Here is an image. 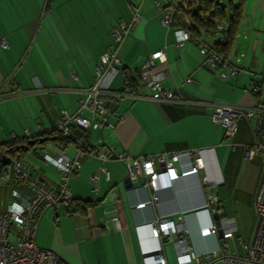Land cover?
<instances>
[{"label":"crops","instance_id":"obj_1","mask_svg":"<svg viewBox=\"0 0 264 264\" xmlns=\"http://www.w3.org/2000/svg\"><path fill=\"white\" fill-rule=\"evenodd\" d=\"M153 1L158 10V0H0V37L9 39L11 45L7 49L0 47L3 143L11 136L19 139L52 128L61 109L74 112L77 99L93 85L95 66L107 48L116 52L120 69H135L147 54L166 47V62L157 63L153 72L167 71L165 89L172 92V99H152V91L142 83L135 93L120 94L118 73L105 100L114 115L126 117L117 121L112 115L110 122L115 128L91 131L90 143L96 144L101 138L105 145L133 156L204 149V167L200 173L170 183L165 176H157L154 189L157 201L139 208L135 205L147 201L152 189L141 187L143 179L138 178L133 189L127 190L126 168L115 154L103 162L108 176L98 170L97 158L83 160L77 174L69 180L76 210L70 213L65 206L46 209L36 231L37 244L51 249L67 264H142V251L158 244L149 223L158 216L178 213L184 214L195 252L215 249L217 235L199 234L200 227L214 223L210 210L203 206L205 197L217 196L214 206L219 207L244 167H248L247 171L251 167V197L256 185L260 154L257 150L252 156L249 154L258 141L256 122L240 119L234 136L224 139L223 128L215 125L210 115L216 103L264 104L263 94L254 89L264 75V0H242V14L230 50L239 58L242 71L226 80L202 66V56L194 41H187L179 48L174 44L171 29L160 21L161 26L154 28ZM91 5L97 8L90 9ZM134 10L141 15L138 23L116 43L110 34L111 26L129 19ZM208 35L213 38V34ZM29 47L33 51L32 62L24 70L27 60L22 62L21 58ZM187 77L191 80L186 81ZM43 151L51 155L63 152L74 155L75 147L69 145L63 149L50 143ZM38 157L42 163L30 158L34 161H30L28 168L22 161L23 167L46 183L56 181L57 172L48 174L47 163L41 154ZM172 164L177 170L190 167L185 155ZM162 170L161 165H155V171ZM93 173L98 177L95 184L89 181ZM202 175L210 181L206 187L201 185ZM13 187V184L7 187L6 202ZM113 215L118 216L119 229ZM235 222L240 235L241 227L236 219ZM250 232L251 229L248 235L240 236L248 238ZM161 245L168 263L174 264L171 239L163 240Z\"/></svg>","mask_w":264,"mask_h":264},{"label":"built area","instance_id":"obj_2","mask_svg":"<svg viewBox=\"0 0 264 264\" xmlns=\"http://www.w3.org/2000/svg\"><path fill=\"white\" fill-rule=\"evenodd\" d=\"M223 4L225 16L216 21L219 32L213 34V38L205 33L196 23L195 15L199 19H209L210 11H195V5L191 0H165V4L156 3L159 9V21L162 25L171 29L175 38V46L183 47L185 42L194 41L202 56V66L217 73L222 80L230 76H236L242 71L239 58L233 54H224L218 51L214 43H224V35L230 26V5L227 0H217ZM141 15L134 10L131 17L111 26L110 34L116 43H119L138 23ZM177 21L178 25H172ZM224 30V33L220 32ZM10 40L0 37V47L7 49ZM167 60L166 47L155 50L145 56L141 62L139 76L142 84L152 91V99L167 101L172 99L171 91L165 89L167 71L153 72L157 63ZM120 59L116 52L107 48L101 55L100 61L94 69V83L84 91V95L77 99L76 110L69 113L61 109L55 119L54 126L46 131L56 130L61 135L70 139L74 138L72 128H78L86 133L104 128L114 129L115 124L110 122L114 115L108 108L105 96L110 93L112 79L118 74ZM72 77L77 78L72 72ZM190 77L186 81H190ZM264 94V75L259 84L254 87ZM203 103H209L203 101ZM117 121L123 120L125 114H115ZM212 122L223 128L224 139L234 136L238 121L247 119L254 121L258 127V141L250 148L249 154L257 150L260 154L261 164L256 185L252 194V206L254 211V223L250 236L243 238L237 234V225L233 217H220L217 223L199 228L202 237L217 235V247L212 250L197 253L194 251L189 239V229L186 225L184 214L175 216H158L149 223L151 235L158 244L155 248L142 251V264H169L162 253L161 242L171 239L174 249V264H264V104L255 103L251 106L240 104L216 103L210 115ZM28 133L27 130H25ZM43 132V131H42ZM14 136H11L13 138ZM2 139L0 138V144ZM204 149H187L184 152L156 153L149 155H130L125 150L117 151L116 148L107 146L101 138L96 144H91L87 151L81 147L75 149L74 155L65 152L59 155H51L43 151L42 160L52 166L58 179L46 183L37 176L32 175L23 167L22 161L10 155L12 183L14 187L10 191V197L5 207L0 211V264H67L51 249L41 247L36 242L38 221L42 213L48 209L56 210L60 206L71 209L70 202L74 199L70 190L69 180L74 177L81 168L82 161L95 157L100 161L99 171L108 176V170L103 162L109 156L115 154L124 164L127 175L134 182L138 178L143 179L140 184L143 188L152 189L149 199L139 202L135 207H143L146 204L155 203L158 196L156 188L157 176L163 175L168 183L191 174H198L204 167L202 153ZM185 155L189 159L190 167L177 170L172 161L179 162ZM159 164L162 171H155V165ZM98 177L95 173L89 176V181L95 184ZM201 185L210 184L207 176L200 177ZM96 190V188H94ZM218 202L215 195L205 197L203 206L213 214L217 212L214 205ZM115 227L120 228L117 215H113Z\"/></svg>","mask_w":264,"mask_h":264},{"label":"trees","instance_id":"obj_3","mask_svg":"<svg viewBox=\"0 0 264 264\" xmlns=\"http://www.w3.org/2000/svg\"><path fill=\"white\" fill-rule=\"evenodd\" d=\"M227 1L230 5V19H229L230 26L224 35L225 42L224 43H219V42L214 43L215 48L224 54L230 53L235 34L237 32L240 16L242 14V0H237L235 2L233 0H227ZM191 3L195 6L199 4L201 7V10L211 12V16L209 19L201 20L199 19V17L195 15L194 18L196 20L197 25L207 34L208 33L210 34L218 33L219 29L216 25V21L223 19L225 16L224 9L220 5V3L217 0H191ZM178 24L179 23L177 21H174L172 25H178ZM118 73H120L119 75H120V80H121L120 94L135 93L136 87L140 83H142L140 80V76H139V69L138 68L132 69L129 67H124L122 69L119 68ZM106 104L108 103L106 102ZM72 131L74 134V138L72 139L61 135L56 130H51L49 132L43 131L39 134L25 136L19 139H17L16 137H13V138H10L9 141H7L6 143L1 142L0 151L6 152L7 150H10L8 155L17 156L20 160H22V157L26 153H29V154L34 153L35 151V149H33L34 146H37V147L43 146L45 148V146L48 143L49 144L51 143L54 146L61 147L63 149L69 145H73L75 149L78 147H81L88 151L91 148L90 133H86L85 131L78 129V128H72ZM39 137H47V140L43 142L42 144L29 145V150H24V149L16 150V147H18L19 145L27 144L29 139H38ZM9 171L6 169L5 175H8V172H9L10 182L12 183L11 168ZM73 201L74 199L70 202L71 209L70 210L67 209L68 212L70 213L76 210L77 204L73 205Z\"/></svg>","mask_w":264,"mask_h":264},{"label":"rangeland","instance_id":"obj_4","mask_svg":"<svg viewBox=\"0 0 264 264\" xmlns=\"http://www.w3.org/2000/svg\"><path fill=\"white\" fill-rule=\"evenodd\" d=\"M158 1L160 2L161 5L164 4L163 0H158ZM154 3L155 1L152 2L153 11L155 14L152 17L151 22L154 23L155 25L154 28L157 29L161 26V24L159 23V9L157 10L155 8ZM93 6L97 8L96 5ZM93 6L91 5L89 6V8L93 9L94 8ZM22 54L23 53H21V56ZM32 57H33V51L32 48L29 47L27 54L25 53V55L21 58V60H23L22 62L27 60V62L24 64L25 65L24 70L30 65V62H32ZM262 98L264 101V94L262 95ZM47 145H49V143ZM40 154H41V150H35L34 153L25 156V159L21 161H23L24 166L26 168H28V164L30 163V161H34V159L38 161V163H42L41 159L38 157ZM30 158H34V159H30ZM10 166L11 165L7 167L8 171L10 170ZM47 166H48L46 168L47 173L51 175H55L56 170L48 164ZM246 168L248 167H244L242 172L239 174L240 178L237 181V183L231 185V191L228 197L221 199L220 200L221 204L219 205V207L218 205L216 206L217 213L220 215V217L233 216L234 219L237 220L239 226L241 227V230L239 232L240 235H248L251 227L253 226L254 218H255L253 206H252L251 193L249 194L250 184L252 182V175L251 172H249L251 167H249L250 169L248 171L246 170ZM9 172L8 175L5 176H2L0 174V205L1 204L3 205L6 199L7 187H10V185L12 184L10 182Z\"/></svg>","mask_w":264,"mask_h":264},{"label":"water","instance_id":"obj_5","mask_svg":"<svg viewBox=\"0 0 264 264\" xmlns=\"http://www.w3.org/2000/svg\"><path fill=\"white\" fill-rule=\"evenodd\" d=\"M221 6H223V4H221ZM200 8H201L200 5L197 4L195 6V11L199 10ZM220 32L224 33V30L220 29ZM46 140H47V137H39L38 139H29L27 144L19 145L18 147H16V150H19V149L29 150V145L42 144ZM43 148H44L43 146H40V147L34 146L33 147V149H35V150H38V149L42 150ZM9 151L10 150H7L6 152H1L0 151V174L2 176L5 175L6 169L10 165V162H11L10 157L8 155ZM124 187L127 190L133 189V187H134V183L129 178L128 175H126V177L124 178ZM212 219H213V221L215 223H217L218 220L220 219V215L217 212H215V213L212 214Z\"/></svg>","mask_w":264,"mask_h":264},{"label":"bare ground","instance_id":"obj_6","mask_svg":"<svg viewBox=\"0 0 264 264\" xmlns=\"http://www.w3.org/2000/svg\"><path fill=\"white\" fill-rule=\"evenodd\" d=\"M68 211V210H67Z\"/></svg>","mask_w":264,"mask_h":264}]
</instances>
